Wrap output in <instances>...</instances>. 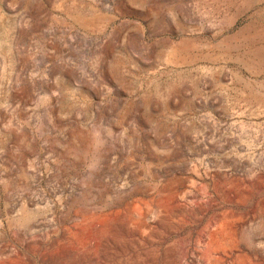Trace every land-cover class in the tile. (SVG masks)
<instances>
[{
  "label": "rangeland",
  "instance_id": "obj_1",
  "mask_svg": "<svg viewBox=\"0 0 264 264\" xmlns=\"http://www.w3.org/2000/svg\"><path fill=\"white\" fill-rule=\"evenodd\" d=\"M0 264H264V0H0Z\"/></svg>",
  "mask_w": 264,
  "mask_h": 264
}]
</instances>
